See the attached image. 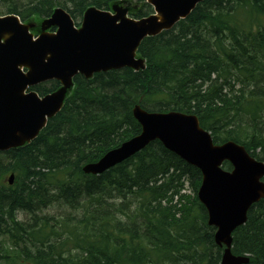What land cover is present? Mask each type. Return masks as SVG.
<instances>
[{
    "label": "trees",
    "instance_id": "16d2710c",
    "mask_svg": "<svg viewBox=\"0 0 264 264\" xmlns=\"http://www.w3.org/2000/svg\"><path fill=\"white\" fill-rule=\"evenodd\" d=\"M114 5L133 19L153 13L146 0H1L0 16L41 20L61 7L78 25L88 8ZM137 54L143 71L75 76L38 136L0 152V260L220 264L223 249L197 199V168L158 141L101 175L82 168L140 133L136 105L195 115L214 144L234 142L264 163V0H204L169 31L145 38ZM58 88L50 81L31 90ZM231 252L264 264V199L232 233Z\"/></svg>",
    "mask_w": 264,
    "mask_h": 264
},
{
    "label": "water",
    "instance_id": "95a60500",
    "mask_svg": "<svg viewBox=\"0 0 264 264\" xmlns=\"http://www.w3.org/2000/svg\"><path fill=\"white\" fill-rule=\"evenodd\" d=\"M204 0H147L153 14L140 20L127 16L120 6L110 12L89 8L76 29L61 8L41 24L34 36L32 25L15 15L0 17V152L29 144L62 108L73 78L129 68L145 69L137 56L143 39L168 31ZM55 28L54 32H49ZM57 81L60 88L39 97L26 90ZM132 114L140 133L108 151L82 171L100 175L158 141L169 152L197 168L202 176L197 192L205 207L214 242L224 247L220 264H247L249 259L231 252L232 233L246 222L249 208L264 199V163L252 158L234 142L215 145L195 115L148 112L136 105ZM228 162L230 171L222 169ZM13 175L8 178L12 185Z\"/></svg>",
    "mask_w": 264,
    "mask_h": 264
},
{
    "label": "rangeland",
    "instance_id": "374dc122",
    "mask_svg": "<svg viewBox=\"0 0 264 264\" xmlns=\"http://www.w3.org/2000/svg\"><path fill=\"white\" fill-rule=\"evenodd\" d=\"M26 23L32 25V28L30 29V32H31L34 36H36V35H38V34L40 33V31H41L42 20L34 18V19H31V20H28ZM51 213L53 214V213H55V212L52 211ZM20 219H21V220H24L25 217H24L23 215H20ZM2 241H5V242H6L5 239L2 240ZM0 264H14V263H11V262H5V261H3V260H0Z\"/></svg>",
    "mask_w": 264,
    "mask_h": 264
}]
</instances>
